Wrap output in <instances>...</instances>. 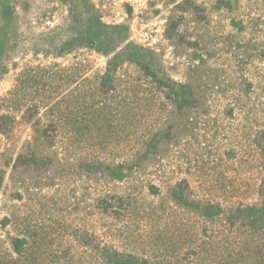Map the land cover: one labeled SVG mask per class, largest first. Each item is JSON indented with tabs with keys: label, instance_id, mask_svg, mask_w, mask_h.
Masks as SVG:
<instances>
[{
	"label": "rangeland",
	"instance_id": "obj_1",
	"mask_svg": "<svg viewBox=\"0 0 264 264\" xmlns=\"http://www.w3.org/2000/svg\"><path fill=\"white\" fill-rule=\"evenodd\" d=\"M0 264H264V0H0Z\"/></svg>",
	"mask_w": 264,
	"mask_h": 264
},
{
	"label": "trees",
	"instance_id": "obj_2",
	"mask_svg": "<svg viewBox=\"0 0 264 264\" xmlns=\"http://www.w3.org/2000/svg\"><path fill=\"white\" fill-rule=\"evenodd\" d=\"M239 208H240V209H241V208L243 209V206H238V209H239ZM243 210L248 212L249 210H251V208L247 207L246 209H243ZM251 211H252V210H251ZM247 217L249 218V215H248ZM18 242H19V241H18ZM261 253H262V252H261Z\"/></svg>",
	"mask_w": 264,
	"mask_h": 264
}]
</instances>
